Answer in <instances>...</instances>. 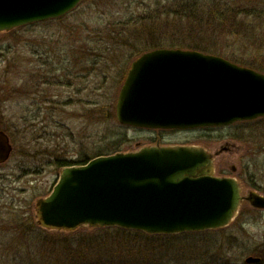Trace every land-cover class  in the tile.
Listing matches in <instances>:
<instances>
[{"label": "rangeland", "instance_id": "rangeland-1", "mask_svg": "<svg viewBox=\"0 0 264 264\" xmlns=\"http://www.w3.org/2000/svg\"><path fill=\"white\" fill-rule=\"evenodd\" d=\"M179 2L83 0L61 18L35 22L28 29L22 27L30 24L0 31V126H6L14 146L9 160L0 163V264H42V255L34 262L27 255L40 252L43 235L72 240L94 232L90 226L59 229L40 223L37 202L49 195L59 178L63 167L58 159L91 157L118 139L125 140L122 150L129 151L151 144L198 145V128H141L122 125L116 116L119 92L132 60L155 48L151 44L156 40L162 47L188 44L181 39L186 19L174 12ZM214 33L204 34L209 53L250 62L257 66L252 68L264 72V51L258 53L248 40L244 43L242 37L232 36L228 27ZM222 133L216 132V149L224 145ZM246 229L250 234L226 230L152 238L148 246L142 244L141 252L116 255V262L243 261L251 254L249 247L264 239V218L252 219ZM65 257L61 253L59 259Z\"/></svg>", "mask_w": 264, "mask_h": 264}, {"label": "water", "instance_id": "water-1", "mask_svg": "<svg viewBox=\"0 0 264 264\" xmlns=\"http://www.w3.org/2000/svg\"><path fill=\"white\" fill-rule=\"evenodd\" d=\"M83 0H0V31L59 18ZM120 124L152 129L228 125L264 116V73L196 49L156 48L133 61L116 103ZM13 151L0 129V163ZM198 145H146L68 165L38 201L42 222L178 234L229 224L238 183L213 175ZM256 204H262L259 200Z\"/></svg>", "mask_w": 264, "mask_h": 264}, {"label": "trees", "instance_id": "trees-1", "mask_svg": "<svg viewBox=\"0 0 264 264\" xmlns=\"http://www.w3.org/2000/svg\"><path fill=\"white\" fill-rule=\"evenodd\" d=\"M179 10L174 11L181 18L186 19L181 25L182 40L188 41V44H175L177 47H193L201 51L210 52L209 45L204 41V34L210 30V35H216L217 29H231L232 36L242 37L238 39L254 46L256 52L264 51V1L263 0H180ZM35 23L22 27L23 29L31 28ZM227 26V27H226ZM21 28V29H22ZM214 31V32H213ZM233 31V32H232ZM185 34V35H183ZM198 39V40H194ZM180 40V41H182ZM174 41V40H173ZM156 47H162L161 41L156 40L151 44ZM248 46V45H247ZM105 59V58H104ZM239 64L257 67L252 63L242 62L240 60H232ZM259 69V68H257ZM7 132L6 126H0ZM124 139L112 141L108 146L97 152L94 156L83 155L77 159L68 161L67 159H58V164L62 167L73 164H85L90 159L99 156L112 154L122 150ZM94 229L87 238L63 239V237L42 236V244L40 252L33 254L29 252L27 255L31 262L39 261L38 255H42L43 262H54L52 264H129L124 259L116 262V255L120 257L122 251L134 253L136 249L142 251L141 246L146 243L149 245L151 239L163 238L166 235H150L140 231L126 230L119 227H91ZM78 230V229H76ZM75 236V235H73ZM60 240L63 243H60ZM76 241V242H74ZM53 242V243H51ZM57 244H55V243ZM51 246V249L48 246ZM62 246L60 250L52 251L55 247ZM63 248L67 251H63ZM75 248V249H74ZM97 252V253H96ZM64 253L66 257L62 260L60 254ZM54 258L57 261H54ZM35 261V262H36ZM36 264V263H35Z\"/></svg>", "mask_w": 264, "mask_h": 264}, {"label": "flooded vegetation", "instance_id": "flooded-vegetation-1", "mask_svg": "<svg viewBox=\"0 0 264 264\" xmlns=\"http://www.w3.org/2000/svg\"><path fill=\"white\" fill-rule=\"evenodd\" d=\"M218 130L223 131L225 142L216 149L213 145ZM198 131L201 132L198 146L212 158L213 175L235 180L241 197L238 209L227 226L198 232L234 230L236 234H250L246 228L251 220L264 218V116L238 120L228 125L202 126L198 127ZM257 200L262 204H256ZM249 250L251 254L243 261L233 258L234 261L229 259L228 263L264 264V239L257 241Z\"/></svg>", "mask_w": 264, "mask_h": 264}]
</instances>
